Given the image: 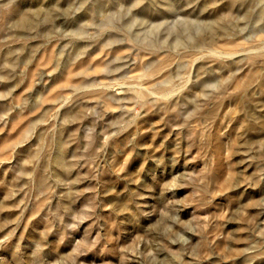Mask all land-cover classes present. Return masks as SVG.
Returning a JSON list of instances; mask_svg holds the SVG:
<instances>
[{"label": "rangeland", "instance_id": "rangeland-1", "mask_svg": "<svg viewBox=\"0 0 264 264\" xmlns=\"http://www.w3.org/2000/svg\"><path fill=\"white\" fill-rule=\"evenodd\" d=\"M0 264H264V0H0Z\"/></svg>", "mask_w": 264, "mask_h": 264}, {"label": "bare ground", "instance_id": "bare-ground-1", "mask_svg": "<svg viewBox=\"0 0 264 264\" xmlns=\"http://www.w3.org/2000/svg\"><path fill=\"white\" fill-rule=\"evenodd\" d=\"M29 17V16H28ZM30 18V17H29ZM26 19H27V17H26ZM32 21V20H31ZM27 22L26 21H23V23H22V25H24V24H26ZM29 23V22H28ZM30 24V23H29ZM169 92H171V91H169ZM169 92H167V94L169 93ZM172 94V93H171Z\"/></svg>", "mask_w": 264, "mask_h": 264}]
</instances>
